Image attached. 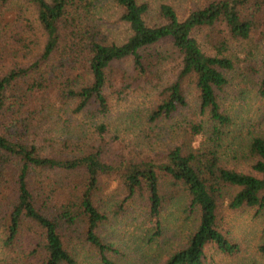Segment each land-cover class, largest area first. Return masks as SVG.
Here are the masks:
<instances>
[{
	"label": "trees",
	"instance_id": "trees-1",
	"mask_svg": "<svg viewBox=\"0 0 264 264\" xmlns=\"http://www.w3.org/2000/svg\"><path fill=\"white\" fill-rule=\"evenodd\" d=\"M21 1L32 6L41 33L29 37L35 27L19 15L20 29L7 27L0 36V231L8 250L2 263L19 264L16 254L26 261L34 255L37 264H78V246L87 244L98 250L101 264H116L105 254L111 247L100 226L120 202L145 193L156 224L162 223L159 170L182 185L184 206L198 213L185 245L161 264H203L209 243L237 250L220 226L221 197L226 186H236L227 206H255L264 215V137L245 142L249 170L221 164L220 142L233 120L221 93L247 71L246 86L264 98V0H200L182 18L161 3L153 23L146 20L147 1ZM105 1L114 8V22L101 19ZM170 58L172 74L163 81ZM149 84L159 95L150 119L175 121L178 143L164 161L117 153L115 141L105 140L106 123L92 134L79 122L81 114L109 115L111 98ZM187 89L205 117L183 118L182 125L176 117L188 106ZM135 117L136 111L128 114ZM113 180L122 199L104 193Z\"/></svg>",
	"mask_w": 264,
	"mask_h": 264
},
{
	"label": "rangeland",
	"instance_id": "rangeland-1",
	"mask_svg": "<svg viewBox=\"0 0 264 264\" xmlns=\"http://www.w3.org/2000/svg\"><path fill=\"white\" fill-rule=\"evenodd\" d=\"M141 1H147L149 4L150 12L146 15L149 23L155 22L156 10L161 3L171 5L179 18L187 15L189 10L200 3V0ZM104 4L107 8L101 19L114 22V8L109 1H105ZM19 15L29 18L35 27L34 30L27 32L29 37L41 33V26L37 25L32 6L21 0H13L7 5H3L0 1V36H5L7 27L11 28V32L20 29L21 20L17 21ZM114 26L118 27L120 33L125 30L122 25ZM203 42L206 45L207 39H203ZM169 43V40L163 42L164 45ZM206 47L210 46L207 44ZM173 67L174 62L170 58L164 67L163 81L172 74ZM245 74L247 71H244L241 77L235 74L233 80L229 81L224 92L221 93L223 110L228 111L233 120L224 129L225 135L219 147L221 164L242 171L249 170L250 162L249 158H245V142L254 134L264 137V98L259 97L249 83L246 86ZM185 95L188 106L182 107L176 117L182 125L186 117L188 119L194 115L199 119L205 117L200 112L194 92L187 89ZM158 98V86L147 85L139 88L138 91L130 90L120 100L111 98V111L105 117L94 118L89 114H81L77 117L79 122L86 125L85 129L92 134L97 132V124L106 123L108 133L104 135L107 137L105 140L115 141L113 148L117 153L124 149V152L139 158L153 157L155 161H164L168 150L178 142L177 139L174 140L176 133L172 130L175 121L163 117L150 119L149 112ZM131 111H136V117L133 119L128 118ZM50 123L48 122V125ZM174 130L183 131L177 126ZM57 131L60 137H65L61 128ZM158 183L164 200L160 213L162 223L156 224L157 217L151 214L145 193L136 194L126 204L120 202L116 209H111L109 220L100 226L99 234L104 243L111 247L105 254L116 264H161L171 253L185 245L192 233L198 213L190 212L184 206L186 199L182 185L175 184L173 179L162 170L158 172ZM118 186L117 181L113 180L104 193L106 196L114 193L115 197H111L113 200L122 199L125 193L121 192ZM238 189L233 185L226 186L219 207L220 226L226 236L238 244V248L230 253L209 243L205 247L203 264H264V249L261 248L264 243V215L257 212L255 206L229 208L227 203ZM2 238L0 231V264H3L2 260L5 256ZM20 247H16L15 251L19 252ZM5 252L7 253L8 250ZM77 253L78 264H101L100 253L96 248L80 244ZM14 256L16 257L14 261L19 264H37L38 261L34 255H31L29 261L20 259L21 257H17L16 254ZM10 261L13 259L11 258Z\"/></svg>",
	"mask_w": 264,
	"mask_h": 264
}]
</instances>
